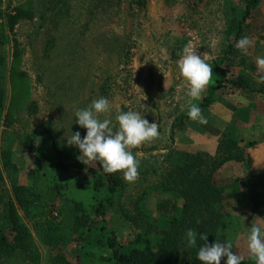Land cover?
I'll use <instances>...</instances> for the list:
<instances>
[{
    "label": "rangeland",
    "instance_id": "374dc122",
    "mask_svg": "<svg viewBox=\"0 0 264 264\" xmlns=\"http://www.w3.org/2000/svg\"><path fill=\"white\" fill-rule=\"evenodd\" d=\"M247 2L1 1L0 24L15 7L31 11L32 18L21 19L13 32L5 28L8 42L0 43V88L5 94L0 115V164L2 152L11 151L16 166L3 167L0 225L6 219L9 202L16 201L15 187L24 186L38 196L35 206H18L23 223L31 230L34 248L41 255L38 264H52L60 248L72 264H90L85 253L97 258L111 253L108 246H95L92 237L72 241L76 236L71 214L75 203L82 202L94 216L105 193L95 186L102 172L99 162L85 165L79 161L80 150L68 146L67 137L79 131L83 138L86 129L75 122V111L102 96L110 101V111L98 118L110 119L114 131L118 129L116 114L128 110L159 126L155 138L131 149L138 161L136 179L126 181L122 170L116 172L125 180V188L108 220L119 239L127 242L146 232L153 239L154 232L159 231L157 223L155 228L153 225L158 204L182 201L179 198L186 185L179 168L192 160L208 165L219 159L220 142L230 135L240 142L245 157L244 161L224 163L214 173V184L224 193V222L229 224L218 231V241L230 243L241 261L252 259L247 232L252 224L264 226V94L223 89L216 93L209 110L203 109L206 123H200L187 116L190 98L177 88L183 79L177 64L186 44L213 68L201 97L192 101L199 106L210 94V87L222 78V70L244 74L254 89L264 88V70L256 64L257 57H264V1L246 21L245 34L237 37L232 24L235 17L242 19ZM242 36L251 40L247 54L234 47L235 53L220 65L224 51ZM16 52L20 60L14 66ZM14 69L26 75L29 94L20 108L10 112ZM43 130H52L53 136L48 132L38 135ZM28 140L38 153L24 146ZM163 186L173 189L165 191ZM140 209L150 212V217H144ZM203 214L208 218L207 212ZM54 227H59L65 237L60 245L50 246L46 238ZM0 264L32 263L24 253H17L0 258ZM184 264H190L188 253Z\"/></svg>",
    "mask_w": 264,
    "mask_h": 264
},
{
    "label": "trees",
    "instance_id": "16d2710c",
    "mask_svg": "<svg viewBox=\"0 0 264 264\" xmlns=\"http://www.w3.org/2000/svg\"><path fill=\"white\" fill-rule=\"evenodd\" d=\"M2 0H0L1 3ZM264 0H248L246 10L242 19L235 17L232 20L236 27L237 37L246 33V21L252 17L254 11L262 4ZM32 18V12L23 7H15L8 12L2 24H0V43L6 44L8 37L5 28L13 32L21 19ZM234 46L224 51V58L220 60V65L228 61V57L235 53ZM18 52L15 53L14 66L19 63ZM2 61V59H1ZM0 61V64L2 63ZM13 86V99L10 112L20 108L29 94V84L26 75L19 70L13 71L11 75ZM250 90L264 94V88L256 90L247 80L244 74H230L222 70V78L216 86L210 87V94L205 98L200 106L201 111L208 108L214 101L216 93L223 89ZM5 94L0 88V115L4 111ZM1 123V120H0ZM48 132L52 135V130L39 131L38 135ZM53 136V135H52ZM29 141V142H28ZM24 146L30 151L38 153L33 148L30 140ZM240 142L228 135L224 138L218 147L219 159L213 160L210 164L205 161L193 160L189 165L185 164L179 168L184 175L183 197L177 200H163L158 204V216L153 219V225L159 229L151 239L150 232L139 233L133 239L124 242L119 239L117 230L110 224L108 216L117 205L118 198L122 195L125 188V180L117 176L116 173L102 172L97 175L95 186L97 191H102L105 196L99 200L94 216L86 209L82 202H77L71 210L73 217L72 232L76 235L72 241L80 242L86 237L93 238L95 246H108L111 253L107 256L96 257L92 253H85L91 261L90 264H184V257L188 253L190 264H201L197 259L198 247L205 241L199 239V234H207V243L211 244L218 240V231L223 227H229L224 222L223 214V190L214 184V173L227 162L244 161V154ZM13 155L11 151H3L0 164V183L4 181L3 167L13 168L16 166L12 162ZM193 158V157H192ZM191 158L187 157V161ZM80 167H84L82 164ZM186 180V182H185ZM163 190L171 191L173 188L163 186ZM15 200H11L8 205V213L5 221L0 225V258L13 257L17 253H24L32 264H38L41 258L38 250L34 248L33 236L31 230L23 223L19 214L18 206L29 209L37 204L38 196L32 193L24 186L15 187L13 190ZM144 217H150L151 213L140 209ZM139 212V214H140ZM207 212L208 218H204L203 213ZM47 212L45 215H48ZM131 221H136L131 219ZM199 221V223H197ZM192 228L198 233L197 247H186L185 232ZM59 227H54L47 235L48 245H60L64 235ZM59 248V247H58ZM188 251H187V250ZM186 251V253L184 252ZM97 259V260H96ZM52 264H72L66 253L59 249V253L52 259ZM241 264H255L253 259L241 261Z\"/></svg>",
    "mask_w": 264,
    "mask_h": 264
},
{
    "label": "clouds",
    "instance_id": "9594fccd",
    "mask_svg": "<svg viewBox=\"0 0 264 264\" xmlns=\"http://www.w3.org/2000/svg\"><path fill=\"white\" fill-rule=\"evenodd\" d=\"M251 40L242 36L234 45L237 50L247 54ZM183 55L178 61L180 76L183 78L177 86L183 89L184 94L190 98L187 107V116L194 121L206 123L200 106L192 101L199 100L205 87L213 75V68L202 56L191 49L190 44L183 48ZM256 64L264 70V57H257ZM110 111V101L106 97L94 99L86 108L75 111L76 123L86 129V134L81 137L79 131L67 137L68 146H76L80 150L77 159L85 165L91 161H98L105 173L123 171L126 181L132 182L138 175V161L131 151L144 142L155 138L159 132L157 123H150L140 113L128 110L116 114L115 120L118 129L110 119H99L100 114ZM199 223V221H197ZM198 233L189 228L185 232L186 247H197ZM199 239L205 241L198 247L197 259L201 264H241L242 257L233 252L230 243H221L216 240L208 244V235L199 234ZM246 245L255 264H264V226L252 224L246 235Z\"/></svg>",
    "mask_w": 264,
    "mask_h": 264
},
{
    "label": "crops",
    "instance_id": "0c3cea01",
    "mask_svg": "<svg viewBox=\"0 0 264 264\" xmlns=\"http://www.w3.org/2000/svg\"><path fill=\"white\" fill-rule=\"evenodd\" d=\"M262 35H264V34H262ZM207 110H209V108L207 109ZM203 116H204V114H203ZM204 117H206V116H204ZM235 117V114H234V112L231 114V118L233 119ZM210 118V117H209ZM209 118H207L208 120H209ZM218 118H217V122H218ZM220 136V134H218V137Z\"/></svg>",
    "mask_w": 264,
    "mask_h": 264
},
{
    "label": "built area",
    "instance_id": "2783aa9c",
    "mask_svg": "<svg viewBox=\"0 0 264 264\" xmlns=\"http://www.w3.org/2000/svg\"><path fill=\"white\" fill-rule=\"evenodd\" d=\"M193 51H196V50H193ZM199 51H197V53H198Z\"/></svg>",
    "mask_w": 264,
    "mask_h": 264
}]
</instances>
